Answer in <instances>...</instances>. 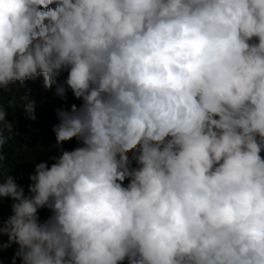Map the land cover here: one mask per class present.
Segmentation results:
<instances>
[{
    "label": "clouds",
    "instance_id": "clouds-1",
    "mask_svg": "<svg viewBox=\"0 0 264 264\" xmlns=\"http://www.w3.org/2000/svg\"><path fill=\"white\" fill-rule=\"evenodd\" d=\"M39 77L81 103L0 171L11 264H264V0H0V94Z\"/></svg>",
    "mask_w": 264,
    "mask_h": 264
},
{
    "label": "trees",
    "instance_id": "trees-1",
    "mask_svg": "<svg viewBox=\"0 0 264 264\" xmlns=\"http://www.w3.org/2000/svg\"><path fill=\"white\" fill-rule=\"evenodd\" d=\"M66 75V73H62L58 80H65ZM26 95L36 102L35 115L37 119L35 121L26 118L22 109L26 102L24 100ZM10 100H14L16 103L15 108H8V120L14 125L13 132L16 135H12L2 149L4 159L0 171L5 176L12 172L11 174L18 178L17 182L27 190L29 183L27 177L34 169L32 163L46 161L50 156L59 154L57 150L53 149L55 135L52 126L59 122L55 113L56 108L70 107L73 103L79 105L81 101L73 97L71 90L67 92V99L61 100L55 95V86L52 89L44 88L42 77L26 81L25 87L14 85L10 90L0 94V103H3L5 107L8 106ZM76 146L75 141L63 145L65 150H71ZM48 215V210L40 211L42 220Z\"/></svg>",
    "mask_w": 264,
    "mask_h": 264
},
{
    "label": "rangeland",
    "instance_id": "rangeland-1",
    "mask_svg": "<svg viewBox=\"0 0 264 264\" xmlns=\"http://www.w3.org/2000/svg\"><path fill=\"white\" fill-rule=\"evenodd\" d=\"M10 203L9 200H4L2 204H0V218H6L10 212ZM3 240L6 241L7 237L4 236ZM15 245L12 249H8L0 254V264H11V257L15 251ZM19 264V261L17 262Z\"/></svg>",
    "mask_w": 264,
    "mask_h": 264
}]
</instances>
